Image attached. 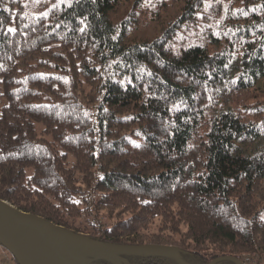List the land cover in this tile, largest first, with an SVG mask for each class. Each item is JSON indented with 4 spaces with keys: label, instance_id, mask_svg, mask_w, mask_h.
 Listing matches in <instances>:
<instances>
[{
    "label": "trees",
    "instance_id": "1",
    "mask_svg": "<svg viewBox=\"0 0 264 264\" xmlns=\"http://www.w3.org/2000/svg\"><path fill=\"white\" fill-rule=\"evenodd\" d=\"M54 3L0 0V198L188 264H264V0Z\"/></svg>",
    "mask_w": 264,
    "mask_h": 264
},
{
    "label": "water",
    "instance_id": "2",
    "mask_svg": "<svg viewBox=\"0 0 264 264\" xmlns=\"http://www.w3.org/2000/svg\"><path fill=\"white\" fill-rule=\"evenodd\" d=\"M0 241L20 264H85L88 257L125 264L127 260L120 255L121 252L149 255L173 253L181 264H188L175 246L103 242L23 211L1 198Z\"/></svg>",
    "mask_w": 264,
    "mask_h": 264
},
{
    "label": "snow or ice",
    "instance_id": "3",
    "mask_svg": "<svg viewBox=\"0 0 264 264\" xmlns=\"http://www.w3.org/2000/svg\"><path fill=\"white\" fill-rule=\"evenodd\" d=\"M72 2H73V0H56V3L52 4L51 7H52V9H58V8L60 7V5H62V4L65 5V6H71ZM245 14H246V13H245ZM48 15H49L48 12L42 13V18H46ZM80 23H81L82 25H84V26H83V27H80V28H79V31H80L81 33H84V32L86 31V27H87V25H85L84 20H81ZM59 27H60V25L57 24V25H56V28H59ZM16 31H17V29H14V28H11V27H9V28L7 29V32L10 33V34H15ZM53 31H55V29H53ZM215 34H216V35H220V33H215ZM224 35H227V33H224ZM113 39H115V37H113ZM225 67H227V65H225ZM40 75H41L42 78L44 77V74H40ZM149 75H151V73H149ZM56 79H64L65 82H67V81H66V78H63V77H56ZM130 82H131V81H129V83H130ZM121 83H123V81H121ZM38 107H39V106H38ZM84 115H85V116H88V113L85 112ZM133 144H134L135 146L139 147V145H136L135 142H133Z\"/></svg>",
    "mask_w": 264,
    "mask_h": 264
},
{
    "label": "rangeland",
    "instance_id": "4",
    "mask_svg": "<svg viewBox=\"0 0 264 264\" xmlns=\"http://www.w3.org/2000/svg\"><path fill=\"white\" fill-rule=\"evenodd\" d=\"M256 85L260 86L261 88L264 89V77H262L260 80H258L256 82ZM6 251L9 252V254H10V251L7 247H6ZM1 256H2V260H0L1 261L0 264H14L13 258L10 255H8L7 253H3V254H1ZM244 259L247 261L250 259V257H248V255H246V257Z\"/></svg>",
    "mask_w": 264,
    "mask_h": 264
},
{
    "label": "crops",
    "instance_id": "5",
    "mask_svg": "<svg viewBox=\"0 0 264 264\" xmlns=\"http://www.w3.org/2000/svg\"><path fill=\"white\" fill-rule=\"evenodd\" d=\"M0 260H2V257L0 258ZM1 262V261H0Z\"/></svg>",
    "mask_w": 264,
    "mask_h": 264
},
{
    "label": "flooded vegetation",
    "instance_id": "6",
    "mask_svg": "<svg viewBox=\"0 0 264 264\" xmlns=\"http://www.w3.org/2000/svg\"><path fill=\"white\" fill-rule=\"evenodd\" d=\"M89 258V257H88ZM91 259V258H90ZM125 264H127V263H125Z\"/></svg>",
    "mask_w": 264,
    "mask_h": 264
}]
</instances>
